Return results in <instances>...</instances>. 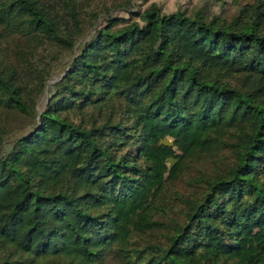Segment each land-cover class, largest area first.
<instances>
[{"label": "trees", "instance_id": "obj_1", "mask_svg": "<svg viewBox=\"0 0 264 264\" xmlns=\"http://www.w3.org/2000/svg\"><path fill=\"white\" fill-rule=\"evenodd\" d=\"M212 1L0 0V264H264V0Z\"/></svg>", "mask_w": 264, "mask_h": 264}, {"label": "rangeland", "instance_id": "obj_2", "mask_svg": "<svg viewBox=\"0 0 264 264\" xmlns=\"http://www.w3.org/2000/svg\"><path fill=\"white\" fill-rule=\"evenodd\" d=\"M243 1V0H241ZM116 3L119 0H115ZM151 2H156L162 6L165 12H170L178 7H182L183 10H187L191 13L192 10L197 7L202 6L205 2L213 3L212 0H151ZM236 8L233 4L230 3L229 0H226L224 4L217 6L214 10V13H218L223 17H230L234 14ZM19 35L17 34L16 29H5L0 26V67H7L10 65H17L16 56L19 53L18 48L23 50H28V47L31 45L30 42H27L25 38L19 39ZM40 45H38L39 47ZM43 47L38 48V56L37 60L44 58L45 61H53L54 62V51H46L42 49ZM41 55H40V54ZM58 59H62L66 61L68 59L67 53L63 52L58 55L55 54ZM59 68V67H58ZM62 68V67H61ZM61 68L55 72V76L53 75L52 80L49 82V86L46 88L44 95L40 97L39 105L40 107L47 101V96L50 90V86L54 83V80L57 79V75L61 71ZM177 161L174 159L167 160L168 169H172L176 165ZM170 167V168H169ZM183 185V184H180ZM261 238V235L257 232L254 234L253 241H258ZM238 241H240L243 245L249 246L250 241L244 235H242ZM210 258L208 264H239L240 260L234 254H226L222 258H217L216 255H205Z\"/></svg>", "mask_w": 264, "mask_h": 264}, {"label": "water", "instance_id": "obj_3", "mask_svg": "<svg viewBox=\"0 0 264 264\" xmlns=\"http://www.w3.org/2000/svg\"><path fill=\"white\" fill-rule=\"evenodd\" d=\"M57 79L54 80V82L56 81ZM163 145H168L170 146L171 144H169L167 141H162ZM170 168V167H169Z\"/></svg>", "mask_w": 264, "mask_h": 264}]
</instances>
